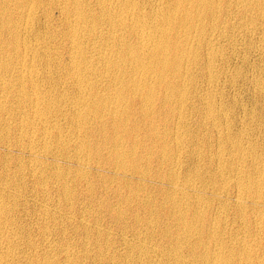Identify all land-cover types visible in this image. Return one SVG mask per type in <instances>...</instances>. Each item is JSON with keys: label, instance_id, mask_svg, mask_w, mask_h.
<instances>
[{"label": "bare ground", "instance_id": "bare-ground-1", "mask_svg": "<svg viewBox=\"0 0 264 264\" xmlns=\"http://www.w3.org/2000/svg\"><path fill=\"white\" fill-rule=\"evenodd\" d=\"M248 54L264 64V0H0V146L32 156L0 158V264H264V115L236 134L226 96L249 79ZM19 177L71 208L77 187L118 183V206H99L146 233L117 254L87 214L81 255L48 236L38 248L22 235Z\"/></svg>", "mask_w": 264, "mask_h": 264}, {"label": "rangeland", "instance_id": "rangeland-1", "mask_svg": "<svg viewBox=\"0 0 264 264\" xmlns=\"http://www.w3.org/2000/svg\"><path fill=\"white\" fill-rule=\"evenodd\" d=\"M60 13L59 12H55V16H54V19H55V22L57 23V24H61V19H62V17H60V15H59ZM61 20V21H60ZM238 23V22H237ZM67 56L68 55H65L64 56V58H65V60L67 59ZM244 58H245V56H244ZM245 59H248L247 60V62H250L251 63V65H252V67H251V65L249 66V63H247L246 64V66H247V71H245V73H244V75H246V76H248L249 77V79L248 80H246L245 81V83H244V86H243V89L242 88H238V92L235 90V91H233V90H228V91H226V96H227V93H228V95L230 96V97H228V99L230 100V101H233V100H235L234 98L236 97V99L237 100H239V104L238 105H236L235 107H232L233 109H234V114H233V117H235L234 118V120L236 121L237 119V121H236V123H235V127H234V129L236 130L235 131V133L237 134V132H239V131H241L242 130V126L240 125L241 124V119H243L244 117L243 116H245V117H253V115H254V118H255V116H256V114H257V116H259V115H264V99L263 98H255V95H254V85H253V83H252V81H249V80H251V78L253 79L255 76H261L260 78L261 79H263L264 80V64L261 62V61H259V59H257L255 56H253V54H248V55H246V58ZM234 62L231 64V68H232V70H234V69H238L239 67H240V65H237V64H239L238 63V60L237 59H234L233 60ZM235 62H236V65H235ZM262 63V64H261ZM261 64V65H260ZM233 65V66H232ZM253 65H256V66H253ZM239 66V67H238ZM258 66V67H257ZM261 66V67H260ZM237 67V68H236ZM253 67L256 69L255 70V72H254V69H253ZM251 70V71H250ZM263 72H261V71ZM250 71V73H248ZM260 72V73H259ZM251 73H255V74H251ZM258 73V74H257ZM262 74V75H261ZM248 81V82H247ZM247 82V83H246ZM249 83V84H248ZM247 85H248V87H247ZM251 85V86H250ZM243 91H242V90ZM253 89V90H252ZM227 90V89H226ZM252 90V91H251ZM232 91H233V93H232ZM251 91V92H250ZM234 92H235V94H234ZM241 92V93H240ZM237 93H239L240 95L238 96V94ZM243 93V94H242ZM253 93V94H252ZM72 94V93H71ZM234 94V95H233ZM232 95L234 96V97H232ZM239 97V98H238ZM242 97V98H241ZM233 98V99H232ZM254 98L256 99V100H254ZM241 100H243L242 101V103H241ZM257 102V103H256ZM242 104V105H241ZM244 105V106H243ZM242 106V107H241ZM248 107V108H247ZM240 109V111H239V109ZM245 108V109H244ZM246 108L248 109V111L246 110ZM255 108V109H254ZM236 109V110H235ZM246 111V112H244V111ZM252 110H253V112H252ZM251 111V112H250ZM242 114H241V113ZM259 114H258V113ZM248 113V114H247ZM252 113V114H251ZM245 114V115H244ZM251 114V115H250ZM197 113L196 114H193V126H192V128L193 129H198L199 128V120H200V116L199 115H197ZM234 115H236V116H234ZM238 117V118H237ZM242 117V118H241ZM247 120L248 121H250L249 120V118H247ZM246 120V121H247ZM239 121V122H238ZM238 122V123H237ZM246 124V123H245ZM237 125V126H236ZM239 125V126H238ZM249 125V126H248ZM245 127H244V129H248L249 131H252V130H255L256 129V126L255 125H252V124H246V125H244ZM250 127H252V128H250ZM252 129V130H251ZM239 130V131H238ZM17 133V132H16ZM16 133H14L13 131H12V133H11V135L10 134H8L7 135V137L9 136V140L10 139H13V140H15V139H18V134H16ZM207 134H209V133H207ZM212 134V133H211ZM215 134V135H214ZM214 134H212V143L214 142V144H212L211 146L213 147V151L214 152H216L217 150H218V147H219V144H218V141H217V136H216V133H214ZM216 136V137H215ZM214 140V141H213ZM258 140H262V139H258ZM43 142L42 141H39V144L38 145H40V144H42ZM218 145V146H217ZM38 148H41V146H39ZM215 148V149H214ZM203 149V151H204V148H202ZM42 149H40L39 151H41ZM208 150V149H207ZM206 149H205V151L206 152H209V150L207 151ZM9 150H8V148L7 147H4V146H0V158H5L6 156V153L8 152ZM17 155V156H16ZM20 155V156H19ZM12 157V159H16V157H20V158H24V160H26L25 162H28V161H30L29 159H30V156H31V153L29 152V151H27L26 153H25V155H21L20 153H19V151L17 150V149H14V150H12V151H9V155H8V157ZM32 157V156H31ZM53 159H51L50 161H52ZM59 161H60V163H61V165L63 166V165H66V161L64 162V160L62 159V158H60L59 159ZM191 164L192 163H190L189 164V168H190V166H191ZM203 165V166H202ZM3 166V167H2ZM201 168H203L204 167V164H203V162H202V164H201ZM7 166H5V163H0V175H2V173H1V171L3 172V170H5V168H6ZM61 167V166H60ZM64 167V166H63ZM74 167H76L75 165H73V169H74ZM193 167H194V164H193ZM196 168V165H195V167H194V169ZM2 169V170H1ZM11 169H12V171H16V168H15V166H12L11 167ZM191 169V168H190ZM193 169V170H194ZM6 170H7V168H6ZM113 172L114 171H112L111 169L110 170H108V171H102V175L104 176V178H106L107 180H109V181H111V179H112V177H113ZM111 176V177H110ZM21 177H19V178H17L18 180H16L15 181V184L19 181V183H20V185L22 186V189L21 190H23V192H22V195L23 196H27L26 194H28V198H29V201L28 200H26V201H24V199H23V197L21 198V202H19L20 203V207H19V209H20V211L22 212V218H21V222H22V226H23V231H24V233L22 234L23 236H24V239H27L26 237H28V240H30L31 242H33V243H36L35 245L37 246L38 245V248H41V249H45V246H46V241H45V238H46V236H48V238L49 239H51L52 241L54 240L55 241V243H54V245L55 246H57L58 248H61V247H68V248H71L72 249V251H75L74 252V254L77 256H79V255H81L83 252H84V250L86 249V242L84 241V240H86L85 239V237H86V228L82 225V223H81V221L79 222V220H82V219H80V218H84V216L83 215H89V214H93L94 216H95V218H91L90 219V224H89V226L91 227V229L90 230H93L95 227H97V226H99L98 228L100 229L101 228V230H103V234L106 236L107 234V238H109L112 242L113 241H115V242H113L114 243V247L116 248V253L118 254L119 253V250H120V247H121V249H122V243H123V241H124V239H130V240H132V238H134L135 239V236L138 234V235H141L142 233V236H144L145 235V233H146V231H145V228L144 227H138V228H136L137 230L135 231V229H133V228H130L129 230H126V231H121L122 229L119 227V226H117L116 225V223L113 221V219L111 218V212H109V211H107V210H105L104 211V208H102V206L103 205H108V206H110V204L113 206L112 208H115V206L117 207L118 206V196L115 194V190L118 188V183L116 184V183H109V185L105 188V187H103V186H95V189L93 190V192L91 193V196H90V194L89 193H87L85 190H84V188L83 187H77V190H75L76 191V197L78 198L77 200L78 201H76V203H75V205H74V208H71V207H69V206H66L65 204L63 205V201H61V197L59 196L58 197V195H53V196H50L49 197V201H48V203L50 204V205H48L45 201H44V196H43V194L42 193H38V194H35V193H33V192H30V191H32V189H33V182L34 181H31V179L30 178H28V179H25L24 178V181L22 180L23 178H21ZM22 182H21V181ZM135 181L137 182V180H134L133 181V183H135ZM27 182V183H26ZM32 182V183H31ZM2 182H1V180H0V184H1ZM19 183H17V184H19ZM26 184V185H25ZM108 184V183H107ZM112 184V185H111ZM24 185V186H23ZM153 186H157L156 185V183L154 182L153 184H152ZM28 188H26V187ZM109 187V188H108ZM25 188H26V190H25ZM40 188V187H39ZM82 188V189H81ZM108 189H109V191H108ZM105 190H107V191H105ZM96 191V192H95ZM103 191V192H102ZM107 192V193H106ZM26 193V194H25ZM113 193V194H112ZM30 194V195H29ZM40 194V195H39ZM34 195V196H33ZM30 196H32V197H30ZM59 198V200H57L58 198ZM31 198V199H30ZM51 198H53V199H51ZM80 198V199H79ZM87 200H86V199ZM88 198H90V199H88ZM115 198V199H114ZM82 199V200H81ZM108 199H109V201H108ZM52 200V201H51ZM80 200H81V205H80ZM97 200V201H96ZM99 200V201H98ZM102 200V201H101ZM51 201V202H50ZM61 201V202H60ZM106 201V203H101V202H105ZM26 202V203H25ZM43 202V203H42ZM84 202V203H83ZM28 203H30V204H28ZM44 203L45 204H47L48 205V207H49V209H50V206H51V212L49 213V214H47V213H45V210H44V208H43V205H44ZM57 203H59V204H57ZM83 203V204H82ZM41 204V205H40ZM79 206H78V205ZM96 204V205H95ZM102 204V206H99V205H101ZM27 205H28V207H27ZM90 205H91V208H90ZM115 205V206H114ZM59 206H61V207H59ZM85 206V207H84ZM23 207V208H22ZM26 207V208H25ZM53 207H56V209L55 208H53ZM58 207V208H57ZM88 208V210H86L87 208ZM99 207V208H98ZM79 208V209H78ZM82 208V209H81ZM86 208V209H85ZM93 208V209H92ZM98 208V209H97ZM112 208H110V210H112ZM55 209V210H54ZM54 210V211H53ZM67 212H66V211ZM85 210V213L83 212ZM92 210H94V211H92ZM55 212V214L53 213V212ZM57 211V212H56ZM63 211H65V212H63ZM70 211V212H69ZM76 211V212H75ZM91 211V212H90ZM97 211V212H96ZM104 211V212H103ZM62 212V213H61ZM71 213V214H70ZM83 213V214H82ZM46 214V215H45ZM62 214L63 215H66L65 217L63 216L62 217ZM77 214V215H76ZM109 214H110V216H109ZM61 215V216H60ZM71 215V216H70ZM73 215V216H72ZM97 215H100V216H97ZM41 216V217H40ZM71 217V219L70 220H68V217ZM96 216H97V220H96ZM53 217V218H52ZM57 217V218H56ZM77 217V218H76ZM87 217V216H86ZM40 218V219H39ZM74 218V219H73ZM102 218V219H101ZM48 219V220H47ZM54 219V220H53ZM55 219H57V220H55ZM60 219V220H59ZM39 220V221H38ZM46 220V221H45ZM51 220V221H50ZM100 220H102V221H100ZM60 221V222H59ZM73 221V222H72ZM165 221V220H164ZM44 222V223H43ZM63 222V223H62ZM97 222V223H96ZM129 222H131V220L129 221ZM61 223V224H60ZM66 223H67V225H66ZM75 223V224H74ZM112 225H111V224ZM132 223V222H131ZM25 224V225H24ZM42 224V225H41ZM50 226H49V225ZM81 226H80V225ZM96 224H99V225H96ZM101 224V225H100ZM103 224V225H102ZM115 224V225H114ZM53 225H55V226H53ZM59 225V226H58ZM64 225V226H63ZM66 225V226H65ZM72 225V226H71ZM78 227H77V226ZM47 226V227H46ZM57 226H58V229H56L57 228ZM111 226V227H110ZM113 226V227H112ZM44 227H46L47 229H45ZM66 227V228H65ZM109 227H110V229H109ZM52 228H55V229H52ZM102 228H104V229H102ZM118 228V229H117ZM141 228V229H140ZM144 228V229H143ZM65 229V230H64ZM75 229V230H74ZM76 229H77V231H76ZM108 229V230H107ZM112 229V230H111ZM139 229V230H138ZM47 230V232H45ZM55 230V231H54ZM65 231V232H64ZM108 231V232H107ZM109 231H111V233L109 232ZM134 231V232H133ZM26 232V233H25ZM49 232H52V233H49ZM63 232V233H62ZM114 232V233H113ZM145 232V233H144ZM84 233V234H83ZM110 233V234H109ZM136 233V234H135ZM141 233V234H140ZM44 234H46V235H44ZM127 235V236H125V235ZM53 235V236H52ZM55 235V236H54ZM59 237H58V236ZM121 235H123V236H121ZM135 235V236H134ZM26 236V237H25ZM121 236V237H120ZM125 237V238H124ZM132 237V238H131ZM48 238H46V239H48ZM55 238H57L56 240H55ZM82 239H83V241H82ZM121 240V241H120ZM85 244H84V243ZM118 242H119V245L117 246V244H118ZM44 243V244H43ZM92 243H94V241L92 242ZM44 246H43V245ZM121 244V245H120ZM67 245V246H66ZM60 246V247H59ZM86 246V247H85ZM93 246V247H92ZM95 246L93 245V244H90V246H89V249L90 250H92L93 248H94ZM75 248V249H74ZM92 248V249H91ZM77 249V250H76ZM84 249V250H83ZM117 249H118V252H117ZM77 252V253H76ZM79 253V254H78ZM81 253V254H80ZM61 254V253H60ZM24 256H26L25 254H23ZM22 255V256H23ZM23 256V257H24ZM54 259L55 260H62L63 259V257H61V256H59V255H55V257H54ZM82 264H97L96 262H93L92 260H89L88 261V263H82Z\"/></svg>", "mask_w": 264, "mask_h": 264}]
</instances>
